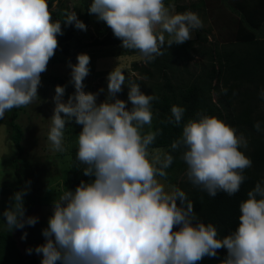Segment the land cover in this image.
<instances>
[{
	"label": "clouds",
	"instance_id": "clouds-1",
	"mask_svg": "<svg viewBox=\"0 0 264 264\" xmlns=\"http://www.w3.org/2000/svg\"><path fill=\"white\" fill-rule=\"evenodd\" d=\"M174 7L164 0H91L87 12L111 30L122 49L138 52L147 63L164 54L165 43L182 45L204 27L197 13H174ZM63 17L53 20L48 0H0V120L40 99L41 74L59 48L62 25L87 32L75 10ZM76 59L67 64L74 93L65 101L67 86L55 87L47 140L51 152L63 153L66 126L73 120L82 126L76 160L90 179L52 201L41 232L44 243L27 248V254L41 256L40 264H199L205 257L219 264H264V179L247 192L239 204L238 226L223 237L212 223L200 221L184 190L166 183L176 159L172 153L179 152L191 185L213 198L220 192L234 196L247 179L244 171L252 167L240 151L248 147L244 134L215 116L196 113L183 123L170 151L151 148L162 135V129L151 128V105L158 97L146 95L134 81L126 86L118 63L106 77V90L85 92L90 56L80 53ZM125 86L127 100H122ZM101 94L104 100L98 103ZM259 98L264 101V89ZM185 112L173 105L161 123L180 126ZM253 128L261 132V122ZM30 185L26 181L15 191L0 213L9 233L39 222L26 215ZM27 235L23 232L21 240Z\"/></svg>",
	"mask_w": 264,
	"mask_h": 264
},
{
	"label": "trees",
	"instance_id": "trees-1",
	"mask_svg": "<svg viewBox=\"0 0 264 264\" xmlns=\"http://www.w3.org/2000/svg\"><path fill=\"white\" fill-rule=\"evenodd\" d=\"M59 0H48L50 9L52 4ZM221 1V0H220ZM222 0L221 3L227 6L234 15L229 18L234 21L233 29L227 32L230 42L223 45L213 44L209 49H199L200 42L206 41L203 34L197 35L182 45H172L170 48L162 49L164 54L157 57L152 62H145L143 66L133 64L132 70L138 75L151 82L148 88L141 91L146 95H154L158 100L152 102L153 120L152 130L162 129V135L158 136L151 148L170 151V144L173 140L180 137L183 123L188 119L195 118L196 113L215 116L226 122L228 125L237 129V133H243L248 141L247 149L241 148L240 151L252 160V167L244 171L247 177L241 185L240 191L234 196H228L220 192L216 197L209 196L206 192L199 190L191 185L185 176L186 166L179 159L180 153H172L176 159L168 172L167 182L176 185L184 190L188 199L194 203V211L200 221L205 224L212 223L217 227L219 236L223 237L229 232L234 231L238 226L239 204L247 199V192L251 190L257 181L264 179V101L259 98V92L264 89V0ZM91 0H80L77 15L87 27L94 22L95 17L90 16L87 9ZM227 4V5H225ZM205 1H199L189 6H176L177 13L185 11L202 10L206 8ZM231 24V23H230ZM101 29H97V36L94 37L86 47H119L120 41L114 38L110 29L101 23ZM65 31V29H67ZM64 35L58 36L59 48L56 55L50 61L52 63H63L64 57L70 55L69 42L74 38L73 26L64 27ZM209 33L207 29L203 31ZM167 42V40H166ZM130 54L140 55L133 50H127ZM208 57L209 62L204 66L203 71L198 76L189 73L188 65L194 61L197 55ZM180 66L182 68H180ZM182 71L192 78L189 82L182 79L175 84L174 73ZM124 74L125 71H124ZM52 83L60 86L69 84L59 78H51ZM161 80L162 83L153 85L152 82ZM176 80V79H175ZM139 83L140 81H135ZM222 88L227 89V93L222 92ZM213 94L216 100H213ZM181 106L186 109L184 121L180 126L163 124L171 116V107ZM20 108H13L7 121L8 139L11 141L15 154L11 160L14 168V184L12 187L0 185V195H5L0 199V213L8 206L12 194L24 187V182L17 172L20 162L25 154L24 132L18 122ZM256 121L261 122V132L253 128ZM144 131H148L145 126ZM77 129L75 121L66 126L64 139L66 151L57 153L62 159L68 160V172L65 179L66 186L74 190L81 180L88 181L90 178L82 174L83 165L76 160ZM40 182V181H39ZM46 193L49 191L50 184L46 180ZM53 185V184H51ZM55 193V192H54ZM52 196V195H51ZM26 215L36 206L31 191L24 197ZM3 217L0 216V264H40L41 256L26 260L25 252L20 246L14 233H9L3 227ZM226 255L225 250H219L222 259ZM199 264H219L216 258L205 257Z\"/></svg>",
	"mask_w": 264,
	"mask_h": 264
},
{
	"label": "rangeland",
	"instance_id": "rangeland-1",
	"mask_svg": "<svg viewBox=\"0 0 264 264\" xmlns=\"http://www.w3.org/2000/svg\"><path fill=\"white\" fill-rule=\"evenodd\" d=\"M80 0H59L52 4V16L53 20H63V13L66 11L75 10L77 12ZM222 1V0H221ZM220 0H205L206 8L202 13V10H195L201 20L203 21L204 27L192 32V39H195L199 34L206 36V41L200 42L199 49H209L213 44L223 45L230 42L227 32L233 29L231 21L234 13L224 6ZM229 1L228 5L231 4L232 0ZM199 0H164L165 6L169 4L174 5V13L176 12V6L198 3ZM55 5V8H53ZM227 5V4H225ZM232 17V18H231ZM231 18V19H229ZM231 23V24H230ZM101 23L92 22L87 27V32L74 30V38L69 42L70 55L64 57L63 63H52L49 62L47 71L41 74V86L38 88V96L40 99L35 101L28 107L20 108L18 122L25 134L22 145L25 149V154L20 166L17 170L21 176L24 185L26 181H31L30 191L36 200L35 208L29 212L28 216L39 217V222L34 226H26L23 230H17L14 235L19 242L20 246L26 255V260L37 257L34 252L29 255L26 252L27 248H35L36 246L44 243V238L41 234L42 229L47 226V219L51 215L52 201L58 197V195L68 189L66 186V176L68 172V161L70 156L66 155L68 160L62 159L60 155L57 157V153L50 151V145L47 140V134L49 131L50 121L48 120L53 113L54 104L52 97L55 95V83L50 80L52 77L59 78L68 83L70 79L71 69L67 67L68 62L72 64L77 63V55L80 53H86L90 56V74L84 80L85 92H97L101 87L107 89L106 77L108 73L117 66H121L122 70L125 71L127 86L129 81H140L139 84L142 88H148L151 82L145 80L143 77L138 75V72L132 70L134 63L143 66L145 63L140 55L130 54L127 50L119 47H86V43H89L94 37L97 36V29H101ZM209 29V33L203 31ZM68 30L65 29V31ZM166 40L168 39L165 34ZM57 53H55L54 56ZM54 58V57H53ZM209 62L208 57L204 55H197L193 62L188 65L189 73L198 76L202 73L203 68ZM180 68H182L180 66ZM175 79L172 81L178 84L181 79L186 82L191 81L192 78L182 71V73H174ZM162 83L161 80L152 82L153 85ZM69 84V83H68ZM119 94V98L127 100V87ZM74 93V87L69 84L66 88L64 100L67 101L69 95ZM213 100H216V96L213 94ZM104 100V95L98 99V103ZM129 107L131 105L129 104ZM12 111V110H11ZM11 111L5 113L3 120H0V185L12 187L14 184V168L11 164V160L15 154V149L11 141L8 139L7 134V121L10 117ZM74 121V120H73ZM72 121V123H73ZM77 129L82 130V126L77 125ZM65 136V134H64ZM67 141L65 140V144ZM163 150V149H162ZM46 180L50 184L49 191H45L46 186L44 183ZM40 181V182H39ZM167 184H169L166 181ZM53 184V185H51ZM55 192V193H54ZM52 195V196H51ZM6 197L0 195V199ZM27 232L26 241L21 240L23 232Z\"/></svg>",
	"mask_w": 264,
	"mask_h": 264
},
{
	"label": "crops",
	"instance_id": "crops-1",
	"mask_svg": "<svg viewBox=\"0 0 264 264\" xmlns=\"http://www.w3.org/2000/svg\"><path fill=\"white\" fill-rule=\"evenodd\" d=\"M200 1V0H199ZM202 1V0H201ZM203 1H205V0H203ZM202 13H204V12H202Z\"/></svg>",
	"mask_w": 264,
	"mask_h": 264
}]
</instances>
